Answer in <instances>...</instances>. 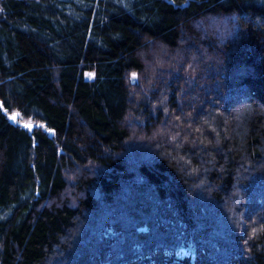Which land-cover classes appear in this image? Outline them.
I'll return each mask as SVG.
<instances>
[{"label":"trees","instance_id":"trees-1","mask_svg":"<svg viewBox=\"0 0 264 264\" xmlns=\"http://www.w3.org/2000/svg\"><path fill=\"white\" fill-rule=\"evenodd\" d=\"M0 264H264V0H0Z\"/></svg>","mask_w":264,"mask_h":264},{"label":"rangeland","instance_id":"rangeland-1","mask_svg":"<svg viewBox=\"0 0 264 264\" xmlns=\"http://www.w3.org/2000/svg\"><path fill=\"white\" fill-rule=\"evenodd\" d=\"M86 77H87V78H91V77H92V74H91V73H88V74L86 75Z\"/></svg>","mask_w":264,"mask_h":264},{"label":"water","instance_id":"water-1","mask_svg":"<svg viewBox=\"0 0 264 264\" xmlns=\"http://www.w3.org/2000/svg\"><path fill=\"white\" fill-rule=\"evenodd\" d=\"M13 117H14V115L11 117V120H12V121H14Z\"/></svg>","mask_w":264,"mask_h":264},{"label":"snow or ice","instance_id":"snow-or-ice-1","mask_svg":"<svg viewBox=\"0 0 264 264\" xmlns=\"http://www.w3.org/2000/svg\"><path fill=\"white\" fill-rule=\"evenodd\" d=\"M16 117L14 116L13 119H15Z\"/></svg>","mask_w":264,"mask_h":264}]
</instances>
